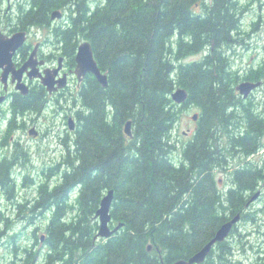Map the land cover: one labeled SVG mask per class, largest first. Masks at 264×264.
<instances>
[{"label": "trees", "instance_id": "16d2710c", "mask_svg": "<svg viewBox=\"0 0 264 264\" xmlns=\"http://www.w3.org/2000/svg\"><path fill=\"white\" fill-rule=\"evenodd\" d=\"M64 1L40 0L33 15L42 18L34 24H43L41 12L72 1V39L91 42L109 86L94 76L88 79L80 97L84 110L77 112L78 128L67 140L63 171L52 185L38 186L32 212L25 214L28 207L19 204L18 217L46 218L44 239L37 233L41 225L34 231V246L44 241L43 248L22 247L26 264H172L200 250L229 220V213L256 221L247 203L264 180V170L239 167L232 174L236 186L226 192L219 190L217 178L219 169L229 167L234 149L249 155L261 147L252 134L235 137L230 125L240 126V117L227 113L235 84L243 80L230 65L236 52L229 51L243 40L248 5L241 0ZM33 2L37 5L38 0ZM197 54L200 59L185 60ZM258 67L251 79L264 77V57ZM178 87L189 93L182 105L171 96ZM189 104L200 116L177 157L173 133ZM130 119L132 137L124 131ZM10 137L0 135V143L12 144ZM13 146L16 151V142ZM10 157L0 154V185L13 193ZM110 189L111 225L122 226L108 238H96V212ZM12 225L1 213L0 236ZM18 237L10 234L8 241L15 243ZM226 243L217 246L224 251ZM223 260L213 249L202 264Z\"/></svg>", "mask_w": 264, "mask_h": 264}, {"label": "flooded vegetation", "instance_id": "af4514ba", "mask_svg": "<svg viewBox=\"0 0 264 264\" xmlns=\"http://www.w3.org/2000/svg\"><path fill=\"white\" fill-rule=\"evenodd\" d=\"M64 2H66V0ZM39 3L40 0H38V3L36 2L37 5L34 4L33 0H0V12H2L6 6L5 17H9L10 21L12 18L8 14L9 10L14 7H18L17 9L19 11L16 20V23L19 25L15 26L14 29L11 25L7 27V30L9 31L8 33L5 32L7 31L5 29L0 30V32L5 33L6 35H12L17 31L27 32L26 43L15 53L13 57L15 66L17 68H20L34 54L32 56V62L37 63V67L39 68L40 72L45 73L48 71L49 74L53 76L55 80V84L53 86L59 87V84L62 82V78L65 76L66 84L63 87H59L56 90L50 91L39 78L31 79L28 76V71L30 70L29 68V70L25 71L23 75V82L29 86L30 91L27 95H23L20 91L16 90V84L12 81V75L10 74L8 83L6 85H4V83L0 80V83L3 85V88L0 89V96L6 97L5 101L0 105V114L7 112V127L13 128L14 130H20L21 128L30 136L32 140L35 141L52 136L58 139L57 144L63 146V150L66 151L65 147L67 149V140H70L74 137L71 136V133H74L75 135L76 129L78 128L77 112L84 110V105L80 100V97H82V89L86 88L88 79L94 75L87 73L86 75L78 77L76 72V55L80 44L84 42L85 39H79V37L77 39H72L74 36H72L70 32L72 25L68 10L69 8H72V1H67L65 4H63L64 6L56 8L47 14L45 12H41V14L44 16L42 25L48 26L46 34L41 38H31V31L34 23H38L42 18L40 14L37 16L33 15V12L38 9L37 6ZM56 10L61 12V16L53 18V12ZM29 12H31V14L25 16ZM19 16L23 18L21 22H19ZM45 19H47V21H45ZM21 27H24L25 29H20ZM233 50V48L230 49L229 54H231ZM235 52L236 54L229 60L230 65H233V69L238 71L236 74H238V76L243 80L235 84V93H232L231 97L233 101L229 103L227 113L231 115V117H240L241 125L236 126V124L231 122L230 119V130L235 137H244L248 134H252L253 138H257L258 145H261V147H259L258 151L249 155L241 152L237 148L233 150L235 154L229 161V167L227 169L224 167L222 168V170L225 172V177L228 179H219L218 188L221 192L229 191L230 188H234L236 186L232 178V174L239 167L251 165L256 167L258 170H264L261 168L262 163L264 162V79H258L257 77L251 79L250 73L252 70L259 68L258 64L253 65V63L249 62L247 65H244V63L236 65V62L241 60L239 59L241 54H239L237 51ZM262 54H264V51ZM241 61L244 62L243 59ZM232 67L230 68L231 70H233ZM56 69H59L57 73L55 72ZM0 72H3V69H1ZM243 81L252 83L260 82V85L252 89L250 93L245 96L237 89V86ZM17 96L18 99H16ZM69 98H73L74 105H68L70 106L69 110L64 109L61 102L63 99H65L67 102ZM54 101H58L59 104H55ZM14 103H17V106H20V108L16 109ZM22 105H24V107H22ZM35 116L46 120L49 118V120H53V125L48 124L47 130L44 132L42 125H39V120L35 121ZM71 118L75 120L74 130L70 129L69 121ZM198 119L199 117L194 120H197L198 123ZM59 122L62 124L63 130L61 132H57V124H59ZM33 128L34 131L37 132L36 137L30 134V130ZM261 148L263 149L261 150ZM239 156L241 158H239ZM62 157L65 159L64 155H62ZM63 169L64 166L61 167L59 171L62 172ZM220 185H226V187L221 188ZM263 189L264 180L259 184L258 187V190H261L262 193ZM253 203H255V201L250 203V205L247 203V205L252 206ZM28 209L30 212H32L34 209V204L29 206ZM29 215L32 216L33 213ZM36 216L37 214H34L33 218ZM21 217L26 218L24 215H21ZM228 217L231 219L233 215L229 213ZM230 235L232 234L230 233ZM229 238L231 237L229 236L225 241L228 242ZM216 247L217 244L213 249L216 250ZM230 253L231 255L238 256V261L240 264H264L263 250L253 256L247 254L244 245L243 253L237 255L232 246L229 245L225 256L227 260H224L225 264H237L234 261L236 256L234 260L229 258Z\"/></svg>", "mask_w": 264, "mask_h": 264}, {"label": "rangeland", "instance_id": "374dc122", "mask_svg": "<svg viewBox=\"0 0 264 264\" xmlns=\"http://www.w3.org/2000/svg\"><path fill=\"white\" fill-rule=\"evenodd\" d=\"M241 1L248 5V10L245 12L242 21L243 31L241 30L240 35H242L243 40L236 43L237 45L234 46L233 51H237L241 54L239 59H243L244 62L240 60L236 62V65H240L241 63L247 65L249 62L256 65L264 57V54H262L264 51V0ZM4 8L6 9V6ZM17 8L18 7H14L8 12L12 18L11 21L9 20V17H5V9L0 12V30H7V27L10 25L14 29L15 26L19 25L16 23L19 13ZM20 16L19 22L23 19ZM255 21H259V24H254ZM47 28L48 26L45 25L34 24L31 31V38H41L46 34ZM5 32L8 33L9 31L7 30ZM201 56V54H197L190 56L185 60L190 61L193 59H200ZM262 79H264V77ZM2 88L3 85L0 83V89ZM54 103L59 104L58 101H54ZM61 103L63 104L62 106L64 109L68 110L70 109V106L68 105H74L73 98H69L67 102L63 99ZM196 112L200 113V110L195 105L189 104L181 113L179 122L176 125V130L173 133L175 136V143L178 141V148L175 152L177 157H180L181 155V145L192 137L197 126V120L193 119V115ZM7 119V112L0 114V135L1 138H4L5 134L11 136V139L9 140L12 144L9 145V142L7 144L6 142L3 144L0 143V154H11L10 158H13V163H11L10 168L12 172L10 179L16 180V185L13 193L8 191L7 186L5 187L0 185V214L2 213V217L7 216L10 224H13L11 229H6V232L0 236V264H26L24 259L25 257L22 254V247L29 246L34 250L43 248L44 241H39L38 244L34 246V231L39 225H41L37 233L39 236H45L44 224L46 222V218H44L41 214H38L34 218L18 217L19 204H24L26 207L32 206L35 204L38 186L41 183L46 182H49L52 185L57 181L56 175L60 169H56V166L60 165L59 168H61V163L64 158L62 155H66L67 149L65 147L66 151H64L63 146L57 144L58 139L52 136L46 137L47 139L44 138L36 141L32 140L30 136L21 128L20 130H14L13 128L7 127ZM47 119L48 120L35 116V121L39 120V125H42L44 132H46L48 124L53 125V120H49V118ZM57 126V132H61L63 130L62 124L59 122ZM71 136L73 137L74 133H71ZM14 142H16L17 145L16 151L13 146ZM262 149L263 148H261V150ZM239 158L241 157L239 156ZM224 174L225 172L222 169H219L217 178L223 180L228 179ZM26 176L31 177V179L27 182L24 181ZM220 187L225 188L226 185H220ZM249 209L255 210L256 221L241 220L237 225L236 231L231 235V238H229V241L225 244L226 250L221 251L219 246L215 248L216 250L214 251L218 257L227 260L225 256L229 245L232 246L237 255L243 253L244 245L247 254L253 256L258 254V252H261V250L264 251V189L263 193ZM28 212L29 210H26L25 214ZM21 232L23 233L21 234ZM15 233L19 234L16 242L14 243L13 241H8L10 234ZM15 247H18L16 251ZM235 256L230 253L229 258L234 260ZM224 260L222 263L225 264ZM238 260L239 258L236 256L234 261L237 264H240ZM37 262L38 256L35 260V263Z\"/></svg>", "mask_w": 264, "mask_h": 264}, {"label": "water", "instance_id": "95a60500", "mask_svg": "<svg viewBox=\"0 0 264 264\" xmlns=\"http://www.w3.org/2000/svg\"><path fill=\"white\" fill-rule=\"evenodd\" d=\"M60 17L61 12L56 10L53 12V18ZM27 41V32L26 31H17L12 35H6L3 32H0V70L3 69V72H0V80L6 85L8 83L9 75H12V81L16 84V90L20 91L23 95H27L30 91L29 86L23 82V75L25 71H28V76L33 78H39L42 83L47 86L50 91L56 90L59 87H63L66 84V76L62 78V82L59 84V87L53 86L55 84V80L52 75L49 74L48 71L45 73L40 72L37 67V63L32 62V55L29 60L24 63L20 68H17L14 63V55L15 53L24 46ZM77 60V75L81 77L82 75H86L87 73L93 74L100 84L103 87L109 86V77L108 73L104 72L95 58L93 47L90 41H84L80 44L78 48V52L76 55ZM59 69H56L57 73ZM60 82V81H58ZM260 85V82L252 83V82H241L237 89L247 96L250 91ZM172 99L178 105L184 104L189 96L188 91L185 88L178 87L172 93ZM5 96H0V105L5 101ZM199 117V113H195L193 115V119ZM70 129H75V120L73 118L69 121ZM125 133L129 136H133V121L130 119L125 123L124 126ZM30 134L32 136L37 135V132L34 131V128L30 130ZM262 194L261 190L256 191V193L251 196L248 203H252L256 201L260 195ZM114 199V189H110L102 198L100 207L96 212V217L99 219V229L96 235L97 237L108 238L112 234H114L122 224L115 225L112 227V215H111V207ZM242 219V214L239 212L231 219L225 221L219 229L216 231L215 235L197 252L192 254L188 258H181L174 261L172 264H202L207 257L212 252L213 248L218 242L225 241L230 233L232 232L234 226L238 224ZM44 239V235L42 236ZM153 249V244L148 245V250L151 251ZM78 264V263H77Z\"/></svg>", "mask_w": 264, "mask_h": 264}]
</instances>
